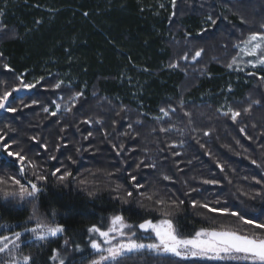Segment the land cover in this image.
Returning a JSON list of instances; mask_svg holds the SVG:
<instances>
[{"label": "trees", "instance_id": "trees-1", "mask_svg": "<svg viewBox=\"0 0 264 264\" xmlns=\"http://www.w3.org/2000/svg\"><path fill=\"white\" fill-rule=\"evenodd\" d=\"M0 11V93L17 86L21 74L27 83L45 78L32 91L14 93L38 104L22 108L15 99L13 106L21 111H0V129L7 125V142L15 141L11 150L27 158L22 177L21 165L0 149V177L7 180L0 189L18 190L10 176L41 187L35 200L5 198L0 191V234L23 231L26 222L32 227L34 211L65 229L44 242L25 233L17 258L91 264L96 257L88 229H106L114 215L136 226L144 219L157 222L167 212L184 238L201 228L264 238V229L199 206L226 208L264 223V70L243 68L239 49L233 47L261 30L262 0H176L174 17L171 0H0ZM209 14L216 25L208 22ZM200 49L201 57L191 64ZM185 54L190 63L181 62ZM234 56L238 63L229 69ZM176 63L179 67H169ZM58 81L64 85L53 91ZM76 92L84 95L73 107ZM53 100L61 105L56 116L51 115ZM229 107L241 112L235 122L223 115ZM140 161L155 168H137ZM56 168L61 169L57 176L72 175L60 182L51 175ZM34 173L47 180H36ZM131 175L142 187H134ZM158 199L165 204H156ZM181 200L178 207L172 204ZM198 257L182 261L141 252L120 264H252ZM0 259L10 257L3 253Z\"/></svg>", "mask_w": 264, "mask_h": 264}, {"label": "snow or ice", "instance_id": "snow-or-ice-1", "mask_svg": "<svg viewBox=\"0 0 264 264\" xmlns=\"http://www.w3.org/2000/svg\"><path fill=\"white\" fill-rule=\"evenodd\" d=\"M264 3V0H262ZM171 5L173 7L172 16L176 15L175 7H176V0H171ZM163 7V5H161ZM3 11H0V16H3ZM85 16L88 15L87 12L84 13ZM208 22L211 25H216L217 20L213 18L211 14L207 16ZM242 23H245L243 18L241 19ZM39 23V21H37ZM260 31H253L251 32L246 39H243L239 44L233 45L234 48L239 49V54L241 58L243 56L253 57L254 60H249L247 63L252 68H261L264 69V23L260 25ZM207 29H204L203 32H206ZM203 32L198 33V35H202ZM204 49H200L195 51V54L191 57L192 61H197L199 57H201ZM3 54L0 53V56ZM182 59L188 60L189 57L185 54ZM238 63L237 57L234 56L232 62L227 65L229 69H233ZM170 68H177L179 67L178 64H169ZM4 68L8 71H12L9 65L5 64ZM147 71V69H144ZM242 70V69H238ZM251 75H255V73H250ZM44 77H40V79L36 80L35 83H27L24 81V74H21L18 77L19 83L17 86L12 87L10 90H4L0 93V111L5 113L15 114L18 111H21L22 108H29L33 105L39 103L37 100H31V103H25L23 98L14 97V93H18L21 91H31L32 89L36 88L37 85L41 84L44 80ZM264 80V77H261ZM64 85V81H58L53 86V91L59 90ZM68 87V86H66ZM84 95L83 92H76L72 97L71 100L73 102L72 106L75 107V102H77L80 98ZM62 98V97H61ZM15 99H20L22 108H17L13 106ZM52 104L55 105L56 111H52L51 115L56 116L57 112L60 110L61 105L56 103L55 100L51 101ZM253 103H260L259 101H253ZM182 106V104H181ZM66 111H71L67 105L65 106ZM44 112H49L48 107L43 108ZM160 111L166 117L169 115V112L166 111L164 108H161ZM171 111L175 112V109H171ZM250 107L244 109V112H249ZM119 115V113H117ZM186 116H190V113H184ZM223 115L229 116L233 122L237 120V118L241 115V112L238 110H233L229 107L228 111L224 112ZM157 119H162V117H157ZM90 123V121H88ZM99 123V121H97ZM137 123H141L137 121ZM128 128L132 127V124L129 123ZM170 128H161L160 131L168 132ZM11 129L6 125L4 129H0V149L3 150V153L6 154L8 158H12V163H19L21 167L18 169V173L23 177L24 167L26 161V156L22 155L20 151H13L11 150L13 147L12 143H8V133ZM243 131V129H241ZM89 136L92 135L91 132L88 133ZM208 135V133H205ZM35 140V137H33ZM42 147L46 148V145H41ZM113 147H116L113 145ZM123 146H121L122 148ZM203 147V145H201ZM119 155V152H117ZM179 155V153H176ZM51 159H56V157H50ZM71 159V157H69ZM255 163V161H253ZM141 165L148 168H155V164H144L143 161H140L136 166L139 168ZM35 167V165H32ZM219 166V165H218ZM221 171H223L222 166ZM61 171L60 168H56L54 172L51 173L52 176H57V173ZM35 179L38 181H45L47 177L42 174H36ZM72 175L71 172L65 171L62 175L57 176V179L60 182H64L67 177ZM131 181L133 182L134 187H142L137 182V176L131 175ZM164 180H170L171 177L168 175L163 176ZM8 180L15 186H18V190L13 191H3V196L5 198H12L14 200H35L38 197V194L41 192V187L38 186L37 183L33 182L32 180H28L27 184L21 183V179H17L15 176L8 177ZM260 183V181H256ZM80 183H84V181H80ZM203 183H217L215 180H204ZM7 184V180L5 178L0 177V185ZM120 185H117V190L120 188ZM195 191V189H193ZM188 193H186L187 195ZM89 195H93L92 192H89ZM127 197H132L133 192L128 191L126 193ZM256 196H260L261 193H256ZM151 199V196L147 197ZM255 198V197H253ZM127 202V200H125ZM156 204L164 205L165 201L162 199H158ZM172 204L176 205L177 207L179 204H183V201H172ZM192 206L196 207L197 202L193 200ZM200 207L207 208L211 212H221L224 214H230L232 216H237L245 225H254L257 229H264V223H257L255 220L252 219H245L243 215L238 212H230L228 209H216L209 207L208 204H201ZM163 211V209H161ZM165 218L160 219L157 222H154L152 219H144L143 222L139 223L136 226L129 224L125 221L123 215H114L111 217L110 227L107 230H102L100 227L92 226L88 229L90 233H97L100 238H102L103 245L107 247H103L102 243L98 242L96 239L90 240V247L94 250L95 253L98 254L97 259H93L91 264H120V262L129 257L132 254L141 253L142 250L147 249L151 251H155L156 253H170L175 256H179L182 258H187L190 254L192 256H200L209 259H221L225 256L230 258H238L234 254H243V259L250 260L252 264H264V238H258L255 236H248L243 235L235 231H217L215 229H207L201 228L199 231L195 232V235L191 238H184L182 237L177 228L174 226L173 221L169 218H166L168 213L163 212ZM35 219V226L34 227H27V222L23 227V231H13L11 236L0 234V254L7 253L10 259H0V264H42L40 261H36L32 256L23 255L17 258L16 251L20 249L21 245L18 243L21 241L22 236L25 233H30L31 236L37 241H47L49 238L56 237L58 234H61L65 231L64 227L61 224H49L45 223L43 220L39 219L35 215V211L33 212L32 216L29 217V220ZM3 227V226H0ZM133 227H137L143 233H153L154 234V242L152 243H143L142 238L137 236L135 231H125L126 229L131 230ZM113 241H116L113 243ZM67 243V242H65ZM11 245V247H10ZM76 250L80 251V246L76 245ZM57 251V250H53ZM223 254V256L221 255ZM53 259L57 258L56 256L52 257ZM59 264H65L64 259H59Z\"/></svg>", "mask_w": 264, "mask_h": 264}, {"label": "rangeland", "instance_id": "rangeland-1", "mask_svg": "<svg viewBox=\"0 0 264 264\" xmlns=\"http://www.w3.org/2000/svg\"><path fill=\"white\" fill-rule=\"evenodd\" d=\"M184 55H182V57H183ZM182 57H181V62L182 63H190V61L189 60H184V59H182ZM239 57L241 58V56H240V54H239ZM200 58V57H199ZM199 58L197 59V60H199ZM242 60H243V62H244V64L243 65H241L243 68H249L250 70L249 71H252V72H257V71H261V70H264V69H261V68H259V67H257V68H252L248 63H247V61H249V60H254V58L253 57H248V56H243L242 58H241ZM196 61H191V64H194ZM177 64V63H176ZM241 66H239V67H241ZM244 70V69H243ZM32 91V90H31ZM25 92H29V91H25ZM23 92L21 91V92H18V93H16V95H20V94H22ZM36 217L37 218H39V219H41V220H43L45 223H49V224H51L48 220H46L45 218H43V216L41 217V216H37L36 215ZM110 221H111V219L109 220V224H108V226H107V228L108 227H110L111 225H110ZM127 222V221H126ZM128 223V222H127ZM31 224H32V227H34L35 226V219H33V220H31ZM133 226H135V225H133ZM107 228L106 229H104V230H107ZM126 232L127 231H135L136 233H137V236H139V237H141L142 238V242L143 243H145V244H147V243H152V242H154V234L153 233H141L140 232V230L137 228V227H133L131 230H128V229H126L125 230ZM59 235V234H58ZM57 235V236H58ZM56 236V237H57ZM90 236H91V239H96L98 242H100V243H102V238H100L99 237V235L97 234V233H90ZM56 237H53V238H49V240H51V239H55ZM90 239V240H91ZM48 241V240H47ZM116 241H113V243H115ZM102 246L103 247H107L106 245H103V243H102ZM89 247H90V244H89ZM80 251H79V253H82V252H84V247H80ZM90 250H91V252L93 253V254H95V257H96V259L98 258V254L97 253H95L94 252V250L93 249H91V247H90ZM142 252H148V253H153V254H157V255H159V254H163V252H161V253H156L155 251H151V250H147V249H144V250H142ZM190 255V254H189ZM222 256H223V254H221ZM235 255V254H234ZM190 256H192V255H190ZM237 256V255H236ZM238 258H230V257H227V256H225L224 257V260H228V261H241V262H251L250 260H246V259H243V256H237ZM252 263V262H251Z\"/></svg>", "mask_w": 264, "mask_h": 264}, {"label": "water", "instance_id": "water-1", "mask_svg": "<svg viewBox=\"0 0 264 264\" xmlns=\"http://www.w3.org/2000/svg\"><path fill=\"white\" fill-rule=\"evenodd\" d=\"M141 233H143V232H141ZM166 254L171 255V256L175 257L176 259H179V260H182V261H191V260H196V259L199 258L198 256H190V255H188L187 258H182V257H179V256L172 255L170 253H166ZM235 255L243 256V254H235Z\"/></svg>", "mask_w": 264, "mask_h": 264}]
</instances>
